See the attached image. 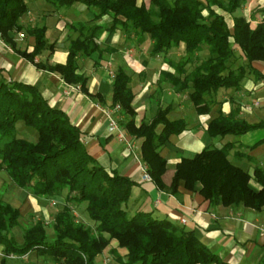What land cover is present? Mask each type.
<instances>
[{"label":"trees","instance_id":"obj_1","mask_svg":"<svg viewBox=\"0 0 264 264\" xmlns=\"http://www.w3.org/2000/svg\"><path fill=\"white\" fill-rule=\"evenodd\" d=\"M50 1L63 5L82 3L94 10V20L104 15L111 17L109 26L75 24L79 34L70 40L64 63H35L38 68L59 74L68 84H79L84 92L88 76L78 71V57L100 53L96 38L102 31L113 32L116 28L125 30L128 37L132 33L146 34L152 42V56L183 43L185 55L179 62H171L180 74L202 45L206 46L208 56L199 58L182 79L162 72L171 84L181 82L180 89L191 88L189 99L198 114L211 109V101L205 99L207 94L219 88H239L248 72L257 73L253 62H264V19L252 24L243 15H233L246 0H148L152 8L144 3L137 5L136 0ZM26 10L24 0H0V36L12 46L10 32L23 29L19 19ZM225 14L232 15L231 25ZM45 29L25 28L34 37V45L31 51L19 53L31 62L43 49L54 46L47 43ZM236 49L243 62L233 70L230 65ZM261 77L264 79V74ZM130 81L124 69L117 66L111 81L112 105L119 104L125 128L141 139L142 159L152 181L165 188L162 177L166 159L160 155L159 147L170 135L183 132L187 122L183 118L169 120L170 107L159 106L150 120L136 124ZM17 121L36 131L35 141L15 135ZM260 127L264 122L249 123L233 114H219L208 122L206 131L211 137H223ZM81 136L79 128L62 110L50 106L36 86L7 79L0 70V169L16 186L30 190L35 197L51 198L65 191V204L52 217L53 236L49 238L47 226L39 219L25 228L21 244L12 234L19 225V210L0 198V264H6L10 254L20 256L32 251L62 264H97L96 256L105 250L117 264H231L212 252L191 230L166 218L153 217L150 212L130 215L124 204L134 181L97 163ZM260 143L264 138L251 147ZM229 145L205 147L191 158L182 157L168 185L170 192L176 193L182 181L188 190L199 185V193L212 206L264 208V171L254 168L248 173L233 165L228 159ZM252 178L260 184L258 190L250 187ZM81 203L94 229L75 220L69 204Z\"/></svg>","mask_w":264,"mask_h":264},{"label":"crops","instance_id":"obj_2","mask_svg":"<svg viewBox=\"0 0 264 264\" xmlns=\"http://www.w3.org/2000/svg\"><path fill=\"white\" fill-rule=\"evenodd\" d=\"M24 2L27 10L19 19L23 29L10 32L14 45L6 43L0 36V70L7 79L36 86L50 106L62 110L79 128L82 142L97 163L134 181L130 197L124 204L127 212L130 215L137 211L150 212L153 217L166 218L184 230H191L212 252L231 264H264V208L212 206L199 193V185L194 190H188L182 181L176 193L168 188L175 165L182 157L191 158L205 147L220 148L227 143L230 144L228 159L233 165L248 173H252L254 168L264 171V143L251 147L264 138V127L223 137H211L206 131L208 122L219 114H233L235 118L249 123L264 122V79L261 77L264 62H253L258 74L248 72L239 88H219L207 94L205 99L211 101V109L208 113L198 114L189 99L191 88L180 89L179 84L173 85L167 78L161 77L164 71L173 73L169 55L175 47L168 50L167 58L159 54L148 56L152 42L146 34L140 36L132 33L128 37L125 30L116 28L113 32L102 31L96 38L102 50L100 53L78 57V71L88 76L87 92H84L79 84H68L59 74L38 68L35 63H64L70 40L79 34L75 24L109 26L111 17L104 15L94 20V10L79 2L70 5L50 0ZM258 2L264 5V0ZM136 3L149 5L148 0H136ZM236 11L233 15H243L252 24L264 19V12L250 19L249 14ZM230 18L232 24V16ZM33 26H45L46 41L54 46L43 49L31 62L19 51L32 50L34 37L25 28ZM144 45H147L146 50ZM181 45L184 49V44ZM205 52L208 53L207 48H202L196 55ZM235 52L238 53L237 49ZM242 62L241 58L238 65ZM117 66H121L131 78L129 85L134 94L132 106L136 112V124L150 120L159 106L170 107L167 114L169 120L183 118L187 122L183 132L170 135L159 147L160 155L166 159V170L162 177L165 188L157 187L153 181L143 180L141 166L134 159L132 151L127 149L125 141L118 140L108 131L109 121L104 109L112 105L111 74H114ZM254 100L259 104L246 110L244 106ZM125 131L126 140L134 143V151L144 163L141 139L130 134L126 128ZM249 184L254 190L260 188L253 178ZM0 198L18 208L20 224L39 219L44 223L52 221L57 209L65 204L63 196H33L30 190L16 186L4 169H0ZM69 206L76 214L75 209L81 205ZM181 218L186 220L184 224ZM90 225H93L92 221ZM10 258L7 256L6 264L10 263Z\"/></svg>","mask_w":264,"mask_h":264},{"label":"rangeland","instance_id":"obj_3","mask_svg":"<svg viewBox=\"0 0 264 264\" xmlns=\"http://www.w3.org/2000/svg\"><path fill=\"white\" fill-rule=\"evenodd\" d=\"M222 2L225 3L226 0H222ZM148 6H150V8H152L151 5H148ZM263 8H264V5L262 3H259L258 0H246L244 5H242L240 8H238L236 12H238V13L240 12V14H244V13L245 14H249L250 19H254L258 14H262L264 12ZM153 9L156 10L155 7H153ZM220 12H222V11H220ZM225 16H226L228 24L231 25L230 16H232V15L225 14ZM144 46H145V50H146L147 49L146 48L147 45H144ZM202 48H206V46L202 45ZM205 53L200 54V56L199 55H195V57L192 58L193 62L191 61L188 64H186L184 73L180 74V73H176L175 72L174 67L171 65V62L172 63L179 62L183 58V56L185 55V50L183 49L182 45L181 46H176L175 48H173L170 51V55L169 56H170L171 59H170L169 62H170L171 67L173 68L174 75L179 77L180 79H182L185 74H188L192 70V68L199 61L200 57L206 58L208 56V53H206V54ZM166 54H168V50L166 52H164L163 54L160 53L159 55H160V57L167 58ZM235 54L236 55L233 57V59L231 61V65H230V69H233V70L237 68L238 63L241 61V58H242V57H240L238 55L237 52ZM148 56H152V55L149 53ZM164 72H166V71H164ZM161 77L162 78L164 77L166 79L167 75L166 74H164V75L162 74ZM178 84L180 85L181 82L178 83ZM187 85H189V83H187ZM183 89H185V88H183ZM120 123L122 125H124V117L120 120ZM15 135L17 137H20V138H25L27 140L35 141L37 134H36V131L33 128H30V127L26 126L22 121H17L16 122ZM63 194H65V191L62 192L61 196H63ZM56 203H57V201H56ZM79 205H81V206H79V207H77L75 209V213L76 214L73 213L75 220L83 222L85 225L90 226L92 229H94V225H90L91 224V220L87 217L86 211L84 213V207L83 206H85V204L81 203ZM33 222L34 221H30L28 223H25V222L23 223L22 222L21 224L19 223V225L16 226L12 230V234H13L14 240H15V242L17 244H21L22 243V241H23V232H24L25 228L28 227ZM51 224H52V221H49L48 224L44 223V225L47 226L49 238L51 236H53L52 235ZM2 256H3V252L1 250L0 251V258ZM95 261H96L97 264H117L115 262V260L113 259L112 255L109 254L106 250L102 254H99L98 256H96ZM9 262H10L9 264H62L61 262L55 261L53 258H51V257H49L47 255H43V254L37 253L36 251L29 252L26 257H18L17 255H13V257H11L9 259Z\"/></svg>","mask_w":264,"mask_h":264},{"label":"built area","instance_id":"obj_4","mask_svg":"<svg viewBox=\"0 0 264 264\" xmlns=\"http://www.w3.org/2000/svg\"><path fill=\"white\" fill-rule=\"evenodd\" d=\"M114 74H111V77H113ZM73 88H79L78 86H73ZM259 104V102L257 100H254L251 104H247L244 106V108L246 110H250L253 106H257ZM105 114L108 117V131L115 135L116 138L120 141H125L126 143V147L128 150L132 151L134 159L136 161H138V163L141 166V170H142V179L145 181H152V178L147 170V165L145 163H143L140 158L138 157V155L136 154V152L134 151V143L126 140V131L125 128L120 124V120L122 119V115L120 114V106L119 104H114L111 105L109 108L104 109ZM52 204L54 205L55 202H52ZM181 223L184 224L185 223V219L181 218L180 219ZM46 224L49 223V221L45 222ZM10 257H13L12 254L9 255Z\"/></svg>","mask_w":264,"mask_h":264}]
</instances>
